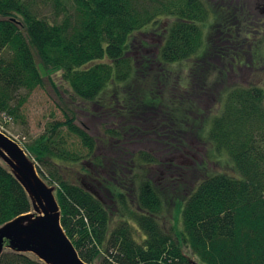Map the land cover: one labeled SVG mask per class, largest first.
I'll return each mask as SVG.
<instances>
[{"label":"trees","instance_id":"1","mask_svg":"<svg viewBox=\"0 0 264 264\" xmlns=\"http://www.w3.org/2000/svg\"><path fill=\"white\" fill-rule=\"evenodd\" d=\"M211 17L205 0H0V119L26 125L23 107L52 69L61 70L82 102H97L112 85L131 87L139 72L138 62L127 55L132 40L162 19L168 25L158 61L174 66L190 60L205 45ZM220 95V111L194 124L234 173H207L181 201L177 198L180 229L165 228L166 201L150 178L157 163L150 153L134 154L119 143V154L129 157L120 164L129 173L118 171L117 159L108 168L107 158L96 153L95 137L74 116L51 123L22 145L13 138L48 185H57L61 224L84 262L194 264L183 252L186 246L199 264H264V84L228 87ZM158 96L144 102L159 107ZM177 99L171 113L180 132L190 116L176 113L185 107V99ZM139 103L127 102L123 112L114 108L121 113L117 118ZM115 122L117 127L106 131L113 145L124 130ZM137 163L142 171L135 170ZM74 165L77 174L66 178L63 171ZM32 209L24 187L0 159V227ZM5 245L0 264H44Z\"/></svg>","mask_w":264,"mask_h":264},{"label":"rangeland","instance_id":"2","mask_svg":"<svg viewBox=\"0 0 264 264\" xmlns=\"http://www.w3.org/2000/svg\"><path fill=\"white\" fill-rule=\"evenodd\" d=\"M205 2L210 7L212 17L205 28V45L194 58L174 66L158 61L156 54L168 25L167 20L162 19L155 26L136 33L132 40L127 55L138 62L139 72L134 75L131 87L112 85L97 102H82L73 95L61 70L52 69L44 72L45 85L33 90L23 107L26 125L15 122L5 124L0 119V130L22 145L44 133L51 123L74 116L76 123L95 137L96 153L107 158L108 168H111L110 160L117 159L120 165L118 171L129 173L128 169L122 170L121 164L129 157L124 158L119 154L122 153L121 148L117 147L119 143L125 142L127 149L134 154L141 151L150 153L157 159V163L150 168V178L161 189L166 201L163 218L165 228L168 230L176 225L180 229L177 198L181 201L207 173H234L232 163L225 156L215 153L206 133L197 132L194 122L200 123L202 118L207 119L220 111V93L225 88L242 84H264V12L260 7L264 0ZM227 46L234 52L229 51ZM237 55L241 56L239 60L236 59ZM157 95L162 102L157 104L159 107L152 108L153 105L144 102L146 98L155 99ZM176 95L180 101L185 99V107L178 109L176 113L185 116L187 112L190 116L188 122H183L187 129L180 132H175L177 124L171 113L179 102ZM119 98L120 102L112 108V102L116 103ZM187 100L191 102L188 103ZM127 102L132 105L140 103L134 108V112L128 111L122 115L125 119L117 118L121 113L114 108L123 112V107L128 106ZM115 121L120 122L124 130L121 140L113 145L112 142L115 141L106 131L117 127ZM176 122L179 124L180 121ZM124 124H128L127 127ZM173 137L178 139L173 140ZM68 139L74 146L80 147L75 136ZM162 139L169 141L163 142ZM182 140L184 142L181 144ZM124 165L127 166L126 163ZM136 166L135 170L142 171L139 163ZM77 170V165L69 166L68 172L64 170L63 174L72 179ZM42 179L44 180L43 177ZM51 186L56 192L57 185ZM7 250L8 248L4 249ZM183 252L199 263V259L188 247L183 246ZM27 255L39 260L32 253Z\"/></svg>","mask_w":264,"mask_h":264},{"label":"water","instance_id":"3","mask_svg":"<svg viewBox=\"0 0 264 264\" xmlns=\"http://www.w3.org/2000/svg\"><path fill=\"white\" fill-rule=\"evenodd\" d=\"M0 159L22 184L34 210L0 227V254L7 241V247L32 253L44 264H88L63 229L54 187L42 179L22 146L1 130Z\"/></svg>","mask_w":264,"mask_h":264},{"label":"flooded vegetation","instance_id":"4","mask_svg":"<svg viewBox=\"0 0 264 264\" xmlns=\"http://www.w3.org/2000/svg\"><path fill=\"white\" fill-rule=\"evenodd\" d=\"M260 7L262 8V11L264 12V3H262V5L260 4Z\"/></svg>","mask_w":264,"mask_h":264}]
</instances>
